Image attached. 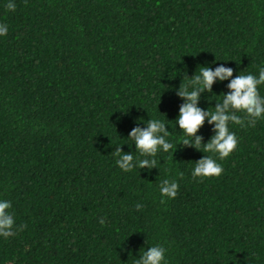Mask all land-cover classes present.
<instances>
[{
	"label": "trees",
	"instance_id": "obj_1",
	"mask_svg": "<svg viewBox=\"0 0 264 264\" xmlns=\"http://www.w3.org/2000/svg\"><path fill=\"white\" fill-rule=\"evenodd\" d=\"M6 2L0 199L15 234L0 238V264H133L153 244L168 264H264V118L229 124L238 143L218 176L191 177L211 155L191 146L129 172L111 153L118 143L134 151L127 134L147 119L167 123L175 146L176 89L200 66L257 74L264 0H14V11ZM227 82L214 81L198 106L211 111ZM211 129L197 130L202 143ZM164 179L178 188L161 203Z\"/></svg>",
	"mask_w": 264,
	"mask_h": 264
},
{
	"label": "clouds",
	"instance_id": "obj_2",
	"mask_svg": "<svg viewBox=\"0 0 264 264\" xmlns=\"http://www.w3.org/2000/svg\"><path fill=\"white\" fill-rule=\"evenodd\" d=\"M4 7L9 11H14V0H7ZM7 32L8 26L0 23V37L6 35ZM186 77V82L183 85L179 83L176 89V95L182 100L175 117V125L182 131L179 142L174 146L167 139L170 132L166 130L167 123L164 121L160 119L143 120L144 127L131 128L125 140H131L135 150L122 151L121 144L118 143L111 152L116 167L121 171L129 172L134 168L145 170L156 168V154L168 152L180 144L191 146L202 153L211 154L203 155L194 162L191 169L193 179L218 176L222 172V166L218 161L228 157L238 143L235 133L229 130V124H237L242 127L250 126L264 118V96L260 95L258 91V86L264 84V66L259 67L255 75L249 72L233 77L231 67L218 64L211 68L204 65L199 67L197 73L190 77L186 75ZM225 80L228 81L226 84L228 91L223 93L219 102L211 107V111H209V107L201 109L198 106L200 94L211 92L214 81L219 83ZM205 121L212 126V135L202 143V138L197 134V130ZM133 152L136 153L135 156ZM177 188L175 180H162L158 186L161 203L166 198H174ZM11 207L9 200L0 199V238L11 237L15 234V220ZM136 207L139 209L141 205L137 204ZM99 222L103 223V220L100 219ZM165 252L166 249L160 244H153L142 251L139 249L138 258L134 259L133 264H168Z\"/></svg>",
	"mask_w": 264,
	"mask_h": 264
}]
</instances>
